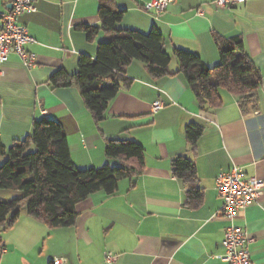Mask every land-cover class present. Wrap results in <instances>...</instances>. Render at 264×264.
<instances>
[{
	"label": "crops",
	"instance_id": "1",
	"mask_svg": "<svg viewBox=\"0 0 264 264\" xmlns=\"http://www.w3.org/2000/svg\"><path fill=\"white\" fill-rule=\"evenodd\" d=\"M147 1L115 0L124 10L117 26L156 28L167 53L189 50L208 66L219 61V43L239 36L261 73L255 100L245 111L219 88V105L201 108L179 74L154 78L143 63L132 61L125 71L130 83L109 102L105 118L95 122L75 85L53 89L48 78L57 69L75 72L81 54L95 56L105 34L99 31L88 40L82 27L99 25L97 0H35V11L21 14L17 23L34 39L26 48L36 54L37 65L27 69L14 53L0 63L2 142L10 146L23 139L34 119H52L63 127L75 167L119 165L104 154L109 139L140 143L144 166L140 174L120 179L114 194L97 191L79 202L73 225L50 228L23 208L0 232V264H52L54 256L64 257L65 264H228L215 258L223 253L228 224L219 214L215 178L236 164L264 182V0L227 9L216 8L214 0H172L157 16L143 9ZM10 4L0 0V14ZM157 100L163 106L153 112ZM189 123L203 127L193 148L185 139ZM180 155L195 165L197 201L187 199L188 185L171 172V160ZM235 223L250 239L253 264H264V186ZM41 241V249H31ZM104 252L116 259L107 263Z\"/></svg>",
	"mask_w": 264,
	"mask_h": 264
},
{
	"label": "trees",
	"instance_id": "2",
	"mask_svg": "<svg viewBox=\"0 0 264 264\" xmlns=\"http://www.w3.org/2000/svg\"><path fill=\"white\" fill-rule=\"evenodd\" d=\"M97 3L99 25L82 27L88 40L99 31L105 34L97 42L95 56L81 54L75 72L57 69L48 78L53 89L75 85L95 122L105 118L109 102L130 83L125 71L132 61L143 63L154 78L179 74L201 108L219 105V88L234 95L242 110L246 111L255 100L261 73L246 54L239 36L219 43V61L208 66L189 50L173 48L167 53L163 35L156 28L143 32L118 27L124 10L116 7L115 0H97ZM173 61L174 71L171 70ZM202 130V125L197 123L186 125L185 139L191 148ZM104 154L117 159L119 165L75 167L63 127L52 119H34L30 133L10 146H5L0 138V189L20 192L16 198L0 200V227H10L23 208L27 215L50 228L73 225L79 202L97 191L112 195L120 179L142 172L144 150L134 140L109 139ZM171 172L188 185L187 199L197 201L201 193L196 186L192 160L183 155L173 158Z\"/></svg>",
	"mask_w": 264,
	"mask_h": 264
},
{
	"label": "built area",
	"instance_id": "3",
	"mask_svg": "<svg viewBox=\"0 0 264 264\" xmlns=\"http://www.w3.org/2000/svg\"><path fill=\"white\" fill-rule=\"evenodd\" d=\"M35 0H11V8L0 14V63L5 61L9 53L16 54L27 69L37 65V56L26 46L34 42L27 29L17 23V17L25 12L35 11ZM172 0H149L143 4V9L154 15H159ZM247 0H214L216 8L227 9L242 4ZM163 106L161 101H155L151 110L156 112ZM264 182L246 174L244 169L233 164L226 172H221L215 178V188L221 198L219 214L228 224L221 240L223 253L215 256L216 259L228 264H253L248 251L249 237L245 230L235 223L238 213L255 202L263 193ZM3 247L0 246V251ZM107 263L116 259L110 252H104ZM52 264H65L64 257L54 256Z\"/></svg>",
	"mask_w": 264,
	"mask_h": 264
},
{
	"label": "rangeland",
	"instance_id": "4",
	"mask_svg": "<svg viewBox=\"0 0 264 264\" xmlns=\"http://www.w3.org/2000/svg\"><path fill=\"white\" fill-rule=\"evenodd\" d=\"M148 32V31H147ZM2 162V161H1ZM0 162V164H1ZM15 190H10V189H0V200H3V201H7V200H11L12 198H16L15 195H14V192ZM3 231V228L1 229L0 228V232ZM41 242H39L38 246H31V249H41Z\"/></svg>",
	"mask_w": 264,
	"mask_h": 264
},
{
	"label": "water",
	"instance_id": "5",
	"mask_svg": "<svg viewBox=\"0 0 264 264\" xmlns=\"http://www.w3.org/2000/svg\"><path fill=\"white\" fill-rule=\"evenodd\" d=\"M10 8H11V4H10Z\"/></svg>",
	"mask_w": 264,
	"mask_h": 264
}]
</instances>
